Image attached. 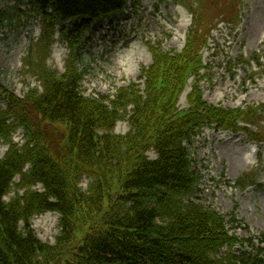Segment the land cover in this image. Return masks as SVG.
Here are the masks:
<instances>
[{
    "label": "trees",
    "instance_id": "obj_1",
    "mask_svg": "<svg viewBox=\"0 0 264 264\" xmlns=\"http://www.w3.org/2000/svg\"><path fill=\"white\" fill-rule=\"evenodd\" d=\"M130 1L138 2L30 1L29 16L40 18L42 33L26 63L43 91L33 88L23 98L7 93V107L0 109V140L9 144L0 159V264H263L259 255L233 251L242 240L230 235L226 217L192 200L202 175L190 150L205 125L243 129L238 120L250 123L260 111L209 105L198 83L189 94L192 106H176L190 76L202 79L201 51L216 26L205 17L207 5L237 22L238 4L189 2L194 23L186 48L173 54L148 43L153 64L142 68L144 90L132 82L113 95L85 96V37L95 23L124 13ZM21 14L27 11L0 8V25L17 29L21 21L14 17ZM58 31L70 49L63 73L47 64ZM120 120L129 121L125 135L114 132ZM18 128L23 145L13 141ZM256 137L264 140L262 133ZM152 149L156 159L147 155ZM249 176L238 186L254 183L256 176ZM47 211L60 214L54 245L41 241L32 225ZM224 247L228 252L220 254Z\"/></svg>",
    "mask_w": 264,
    "mask_h": 264
},
{
    "label": "rangeland",
    "instance_id": "obj_2",
    "mask_svg": "<svg viewBox=\"0 0 264 264\" xmlns=\"http://www.w3.org/2000/svg\"><path fill=\"white\" fill-rule=\"evenodd\" d=\"M30 1L1 2L3 11L10 7L27 11V14L14 17V23L20 19L27 24L25 29L18 30L12 29L7 22L0 25V109L7 107V93L23 97L33 88L42 90L41 83L30 73L26 63L30 55L34 56L31 48L41 32L39 18L29 16ZM223 1L238 4L240 20L234 22L225 19V15H214V7H205L207 21L216 26L210 34L209 47L203 50V64L207 68L201 73L208 74L200 80L203 99L226 109L257 107L260 113L255 122L259 120V123L253 130L258 135L264 134V0ZM189 2L198 5L196 0H138L135 5L131 1L127 11L114 23L105 20L95 25L96 33L85 43L83 63L80 64V69L87 68L82 83L84 95H113L120 86H127L131 81L144 83L141 69L153 64L148 42L161 43L164 52L182 53L185 36L192 25V16L184 6ZM223 6L218 12H222ZM66 51V43L58 40L47 59L49 66L60 73L65 69ZM252 58L251 64L242 62ZM190 77L176 103L179 110L190 106L187 94L196 82L194 76ZM129 130L128 121L122 120L117 123L115 133L126 134ZM13 139L23 142L22 129ZM192 150L195 168L202 175L194 197L223 214L230 233L242 239L255 238L257 244L264 233V143H255L244 133L205 128ZM6 151L7 145L0 140V158ZM148 155L151 159L157 158L154 151ZM242 175L256 176L257 185L245 190L236 188ZM18 182L19 177H16L15 183ZM88 183L89 179L85 178L83 189ZM37 188L42 189L41 186ZM14 193L12 191L10 196ZM10 196L6 199L9 200ZM232 215L238 223L231 222ZM59 221V213L53 211L37 215L32 220L37 236L50 244L55 243L60 232Z\"/></svg>",
    "mask_w": 264,
    "mask_h": 264
},
{
    "label": "bare ground",
    "instance_id": "obj_3",
    "mask_svg": "<svg viewBox=\"0 0 264 264\" xmlns=\"http://www.w3.org/2000/svg\"><path fill=\"white\" fill-rule=\"evenodd\" d=\"M67 52V51H66Z\"/></svg>",
    "mask_w": 264,
    "mask_h": 264
}]
</instances>
